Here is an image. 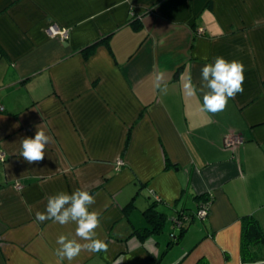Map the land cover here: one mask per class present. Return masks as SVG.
<instances>
[{
  "label": "crops",
  "instance_id": "crops-1",
  "mask_svg": "<svg viewBox=\"0 0 264 264\" xmlns=\"http://www.w3.org/2000/svg\"><path fill=\"white\" fill-rule=\"evenodd\" d=\"M216 57L244 79L213 113L201 69ZM39 130L44 157L29 162L22 141ZM2 154L0 264H60L59 236L86 243L75 221L36 219L76 190L95 197L108 247L71 264H264L263 243L242 251L244 217L264 230V0H0ZM210 194L209 216L169 246L174 219Z\"/></svg>",
  "mask_w": 264,
  "mask_h": 264
},
{
  "label": "clouds",
  "instance_id": "clouds-1",
  "mask_svg": "<svg viewBox=\"0 0 264 264\" xmlns=\"http://www.w3.org/2000/svg\"><path fill=\"white\" fill-rule=\"evenodd\" d=\"M202 76L207 81L210 92L203 96V109L209 112L221 111L225 108L229 98L237 92L242 91L243 65L237 61L228 62L223 57H216L215 63H208L202 69ZM159 87V84H157ZM189 97L197 95V89L189 77L183 85ZM49 137L43 130L36 132L34 138H25L22 141V156L29 162L42 160L44 149ZM95 203V197L87 191L76 190L71 194L66 192L58 193L49 198L46 213L38 212L36 219L44 221L52 219L61 225L70 221H75L76 235L86 243L81 244L75 239L61 235L56 243L59 245L57 256L60 264L66 259L69 264L76 258L82 250L90 253L107 250V243L96 237L94 231L100 224L99 213L89 210ZM68 205L67 207H65Z\"/></svg>",
  "mask_w": 264,
  "mask_h": 264
},
{
  "label": "trees",
  "instance_id": "trees-1",
  "mask_svg": "<svg viewBox=\"0 0 264 264\" xmlns=\"http://www.w3.org/2000/svg\"><path fill=\"white\" fill-rule=\"evenodd\" d=\"M210 196H211V194H210ZM205 200L206 201L210 200L211 204H212L213 195L210 198L206 197ZM157 201H160V200L157 199ZM199 205H200V203H199ZM199 205H198L197 210L192 215L188 216V214L181 213L179 216H177V219L179 218V219L183 220L182 224L180 226L176 225L180 228V233L179 234H174V233L172 234V238L170 240L169 246L172 247L174 244H177L180 242V240L182 239V237L184 236V234L187 230L188 225L186 223L191 222L190 217L191 216L193 218L197 217V211L199 209ZM153 212H154L153 210L146 212V215L148 216L150 221L153 220V217H155V214ZM151 213H152V215H151ZM244 219H245L244 220L245 229H244V235H243V240H242V251H243L244 260H246V259H248V256L256 257L251 251L253 245H258L260 243L264 244V230L261 228L260 224L258 223V221L254 217L246 216V217H244ZM158 221L160 222L159 224H161V225L163 224V222H165V220L164 221L158 220Z\"/></svg>",
  "mask_w": 264,
  "mask_h": 264
},
{
  "label": "built area",
  "instance_id": "built-area-1",
  "mask_svg": "<svg viewBox=\"0 0 264 264\" xmlns=\"http://www.w3.org/2000/svg\"><path fill=\"white\" fill-rule=\"evenodd\" d=\"M204 28H200L199 32H203ZM48 33L51 36L60 37L61 39H66L69 37L70 31L68 28L60 27L58 24L54 22H50L48 26ZM243 141V138L240 135H234L230 134L225 139V145L228 148H234L237 144L241 143ZM1 160H5L4 154L0 155ZM123 161L119 160L118 165H122ZM210 208H211V201H203L199 205V209L197 211V217L201 219H205L210 214ZM182 219H174V222L176 225L180 226L182 224Z\"/></svg>",
  "mask_w": 264,
  "mask_h": 264
},
{
  "label": "rangeland",
  "instance_id": "rangeland-1",
  "mask_svg": "<svg viewBox=\"0 0 264 264\" xmlns=\"http://www.w3.org/2000/svg\"><path fill=\"white\" fill-rule=\"evenodd\" d=\"M195 219L198 220L199 222L201 221V218H199V217H196Z\"/></svg>",
  "mask_w": 264,
  "mask_h": 264
}]
</instances>
